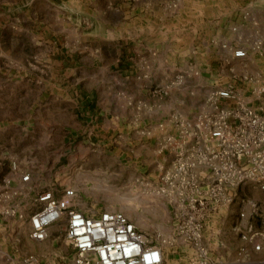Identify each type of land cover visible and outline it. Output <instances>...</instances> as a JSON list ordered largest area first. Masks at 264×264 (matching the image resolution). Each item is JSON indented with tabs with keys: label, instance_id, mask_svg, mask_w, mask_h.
I'll return each mask as SVG.
<instances>
[{
	"label": "rangeland",
	"instance_id": "374dc122",
	"mask_svg": "<svg viewBox=\"0 0 264 264\" xmlns=\"http://www.w3.org/2000/svg\"><path fill=\"white\" fill-rule=\"evenodd\" d=\"M29 3L0 0V264H74L65 240V218L51 225L40 242L29 234L30 217L40 208L38 195L50 191L60 196L64 189L74 191L69 203L84 215L121 212L152 244L165 241L164 264H188L196 251L178 241L177 226L189 219L175 218L169 196L160 191L161 178L185 142L176 120L194 123L217 106L230 109L237 102L264 111V2L41 0L36 7L48 9L42 27L19 19ZM123 3L144 8L139 26L123 23ZM151 28L159 35V68L169 62L171 73L146 96L141 91L139 99L127 101L118 90L115 118L88 122L67 89L74 71L69 70L73 67L67 52L89 57L101 47L98 51L107 65L113 51L103 48L106 41L131 35L136 42ZM35 30L48 36L42 52L29 46ZM173 32L174 60L164 49L166 35ZM55 45L53 57L50 48ZM235 50H243L245 56L235 58ZM41 53L47 56L41 58ZM79 76H85L82 70ZM221 92L229 97L216 98ZM170 99L175 103L166 110ZM122 104L133 111L130 124L121 120ZM151 119L156 120L152 126L147 124ZM109 129L113 133L106 136ZM25 176L28 180L22 181ZM238 199L255 201L264 213V190L245 184L237 188L230 206L200 219V244L208 260H264V248L251 251L234 229L241 210ZM248 221L264 231V216Z\"/></svg>",
	"mask_w": 264,
	"mask_h": 264
},
{
	"label": "built area",
	"instance_id": "2783aa9c",
	"mask_svg": "<svg viewBox=\"0 0 264 264\" xmlns=\"http://www.w3.org/2000/svg\"><path fill=\"white\" fill-rule=\"evenodd\" d=\"M235 58L245 56L243 50L233 51ZM216 98L229 97L221 92ZM209 116L198 117L194 123L176 120L185 138L176 151L169 172L162 178L161 193L169 196L173 216L188 218L178 222L177 239L195 248L188 264H264L255 262H218L208 260L201 241V221L208 213L230 206L236 199L237 188L252 184L264 190V112L242 102L234 107H215ZM204 133V140L200 134ZM199 169L206 170L200 176ZM28 180L25 176L22 181ZM72 189L62 194L42 192L37 197L40 208L30 217V238L40 242L47 229L66 220L65 240L73 250L74 264H164L165 241L152 244L121 212H104L86 216L74 209L69 200ZM241 206L235 231L260 253L264 248V231L257 230L248 219L263 217L257 203L238 199ZM190 233V236L187 233Z\"/></svg>",
	"mask_w": 264,
	"mask_h": 264
},
{
	"label": "crops",
	"instance_id": "0c3cea01",
	"mask_svg": "<svg viewBox=\"0 0 264 264\" xmlns=\"http://www.w3.org/2000/svg\"><path fill=\"white\" fill-rule=\"evenodd\" d=\"M37 1L41 0H30V3L24 7L22 15L19 16L25 24L31 27L44 26L47 24L46 21V11L48 9H41L36 7ZM45 1V0H43ZM261 3L264 0H259ZM34 2V3H33ZM125 12H123V23L128 26L136 24L139 26L141 22L144 21L142 6L138 7H129L128 3L122 4ZM10 4L7 9L9 10ZM130 8V10H129ZM2 10H5V7H1ZM130 11V12H129ZM58 23V22H57ZM143 27V26H142ZM152 28L150 29V31ZM34 31V35H31L29 40V46L34 48L35 51L42 52L43 49H46L47 42L49 43L48 36L42 34V31L39 34ZM149 31V32H150ZM32 33V31H31ZM138 38V37H137ZM56 41V40H55ZM166 41L168 42L164 49H167L171 52V56H175V33H168L166 35ZM159 40V35L152 30L151 33H147L137 39L135 42L131 38V35L122 36L119 40L106 41V44H103V48H108L113 51L111 58L107 65L102 62V54L99 52L98 47H95L93 55L87 57L84 54L76 53L75 51L67 52V57L71 61L70 71H73L72 74V83L67 87L71 89L75 99V106L79 112L84 113L87 116L88 122H111L117 114L113 111L115 107L114 103L116 102V92L119 90L123 92L128 101L130 97L134 99H139V93L143 91L146 96L148 90L153 86L157 85L164 75H169L171 73L170 63L166 62V68H159V55L160 46L157 45ZM43 48V49H42ZM75 50V49H73ZM52 51L53 57H55L56 51H58L57 46L50 48ZM62 52V50L60 51ZM40 55L41 58L46 57ZM62 55L58 56L61 58ZM155 57V58H154ZM157 57V58H156ZM156 64V65H155ZM82 70L84 75L82 78L76 77V72ZM58 71V67L56 69ZM174 101L171 99L167 101L166 110L172 108ZM123 105V111L120 114L121 120L125 119L128 124L132 122V109L127 105ZM165 108V107H164ZM78 113V112H77ZM78 115L83 118V115ZM89 116V117H88ZM165 118V114L160 115V119ZM156 120L151 119L147 124L154 125ZM94 126L92 129L94 130ZM129 127V125H128ZM168 127V126H167ZM96 128V127H95ZM122 131L124 127L122 126ZM106 136H111L113 133L112 129L105 130ZM127 134V133H126ZM95 136L99 137L98 133H94ZM105 136V134H104Z\"/></svg>",
	"mask_w": 264,
	"mask_h": 264
}]
</instances>
